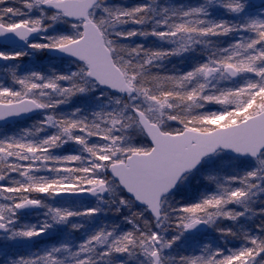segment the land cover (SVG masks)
Instances as JSON below:
<instances>
[{
    "label": "snow or ice",
    "instance_id": "obj_1",
    "mask_svg": "<svg viewBox=\"0 0 264 264\" xmlns=\"http://www.w3.org/2000/svg\"><path fill=\"white\" fill-rule=\"evenodd\" d=\"M0 264H264V0H0Z\"/></svg>",
    "mask_w": 264,
    "mask_h": 264
}]
</instances>
